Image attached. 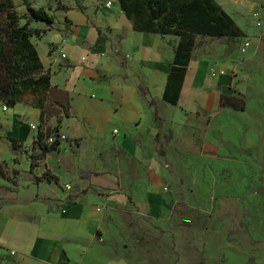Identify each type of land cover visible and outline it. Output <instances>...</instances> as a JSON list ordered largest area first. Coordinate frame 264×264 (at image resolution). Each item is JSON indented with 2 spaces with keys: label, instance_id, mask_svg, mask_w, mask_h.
Listing matches in <instances>:
<instances>
[{
  "label": "crops",
  "instance_id": "0c3cea01",
  "mask_svg": "<svg viewBox=\"0 0 264 264\" xmlns=\"http://www.w3.org/2000/svg\"><path fill=\"white\" fill-rule=\"evenodd\" d=\"M215 1L243 38L264 23V0ZM59 12L34 26L47 31L32 39L51 77L44 108L0 103V163L13 172L0 175V264H124L110 243L118 221L171 211L191 170L211 171L214 155L238 144L222 124L244 138V124L222 114L235 64L223 40L199 37L172 105L178 38L135 31L118 0ZM56 131L66 139L43 152Z\"/></svg>",
  "mask_w": 264,
  "mask_h": 264
},
{
  "label": "rangeland",
  "instance_id": "374dc122",
  "mask_svg": "<svg viewBox=\"0 0 264 264\" xmlns=\"http://www.w3.org/2000/svg\"><path fill=\"white\" fill-rule=\"evenodd\" d=\"M28 1L55 16L70 6L81 9L87 0ZM12 3L11 11L26 14L23 0ZM224 39L215 40L227 44L226 56L235 64L233 96L245 110L222 105V114L244 124V138L222 124L221 136L236 135L238 144L228 147L230 154L214 155L211 171L191 170L190 185L178 187L171 211L158 219L118 221L110 243L124 264H264V23L246 38ZM246 42L251 47L243 53ZM23 100L39 103L40 97ZM0 172L13 174L4 162Z\"/></svg>",
  "mask_w": 264,
  "mask_h": 264
},
{
  "label": "trees",
  "instance_id": "16d2710c",
  "mask_svg": "<svg viewBox=\"0 0 264 264\" xmlns=\"http://www.w3.org/2000/svg\"><path fill=\"white\" fill-rule=\"evenodd\" d=\"M13 0L0 3V41L3 50L0 58V103L14 108L27 95L40 97L39 108H44L48 91L51 89V77L43 74V66L33 38L41 39L47 31L34 28V23L51 26L54 17L44 8H35L28 0H23L26 14L18 16ZM126 17L137 32L154 33L178 38L175 49L174 66L169 76L164 99L177 105L192 53L197 47L198 38L211 37L243 38L245 32L215 0H118ZM24 21L23 23H21ZM235 96L222 98V105L244 111ZM49 137H57V131ZM42 136H39V139ZM1 139V138H0ZM12 149H16L15 140L9 139ZM59 144H42L43 152L55 150ZM0 175L6 176L0 172ZM47 179H54L47 176Z\"/></svg>",
  "mask_w": 264,
  "mask_h": 264
},
{
  "label": "built area",
  "instance_id": "2783aa9c",
  "mask_svg": "<svg viewBox=\"0 0 264 264\" xmlns=\"http://www.w3.org/2000/svg\"><path fill=\"white\" fill-rule=\"evenodd\" d=\"M107 4H108V6H110L111 5V2H108ZM258 25H261V24L259 23ZM250 47H251L250 43L249 42H246L244 45H242V52L243 53H246L249 50ZM62 57L63 58H66L67 56H66V54L62 53ZM212 74L214 75L215 72H212ZM7 109L8 108L5 106L4 107V110L6 111ZM32 128H34V130H37L38 129L37 126H34V125L32 126ZM115 133H118V131L116 130ZM59 139L60 140H65L66 137L65 136H61V137H49L47 141H48V144H54L57 141H59ZM67 189H71V186L68 185L67 186Z\"/></svg>",
  "mask_w": 264,
  "mask_h": 264
}]
</instances>
